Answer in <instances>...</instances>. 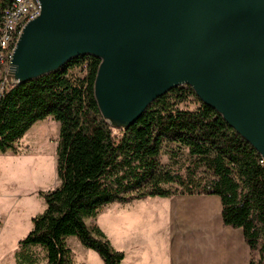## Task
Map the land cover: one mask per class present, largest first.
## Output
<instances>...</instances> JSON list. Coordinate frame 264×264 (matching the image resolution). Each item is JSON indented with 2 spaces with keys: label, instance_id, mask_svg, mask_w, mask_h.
I'll return each mask as SVG.
<instances>
[{
  "label": "trees",
  "instance_id": "obj_1",
  "mask_svg": "<svg viewBox=\"0 0 264 264\" xmlns=\"http://www.w3.org/2000/svg\"><path fill=\"white\" fill-rule=\"evenodd\" d=\"M12 0H0L2 10ZM98 60L78 57L62 69L26 85L6 84L0 95V153L37 122L59 124L57 176L60 186L39 195L44 211L18 242L17 264H73L67 240L76 237L104 264H120L103 232L86 221L112 203L149 197L217 196L225 227L241 229L249 264H264V164L211 108H179L188 87L170 90L147 107L126 131L110 128L93 96ZM80 70L82 77L72 75ZM184 148L189 159L173 169L159 161L163 143ZM40 250L42 258L35 255Z\"/></svg>",
  "mask_w": 264,
  "mask_h": 264
},
{
  "label": "water",
  "instance_id": "obj_2",
  "mask_svg": "<svg viewBox=\"0 0 264 264\" xmlns=\"http://www.w3.org/2000/svg\"><path fill=\"white\" fill-rule=\"evenodd\" d=\"M8 85L98 60L102 120L126 131L151 103L188 87L264 162V0H38Z\"/></svg>",
  "mask_w": 264,
  "mask_h": 264
},
{
  "label": "crops",
  "instance_id": "obj_3",
  "mask_svg": "<svg viewBox=\"0 0 264 264\" xmlns=\"http://www.w3.org/2000/svg\"><path fill=\"white\" fill-rule=\"evenodd\" d=\"M0 156L7 158L9 155L6 152ZM105 207L111 210L105 213L97 227L111 247L123 253L120 264L250 263L251 251L241 229L222 224L221 203L217 196L149 197ZM8 210L10 213L0 227V264H17L15 253L22 238L16 235L13 219L18 218L20 212L11 213L9 206ZM6 233L15 237L10 245L11 252L5 249ZM80 254L82 264H104L91 249L84 247Z\"/></svg>",
  "mask_w": 264,
  "mask_h": 264
},
{
  "label": "rangeland",
  "instance_id": "obj_4",
  "mask_svg": "<svg viewBox=\"0 0 264 264\" xmlns=\"http://www.w3.org/2000/svg\"><path fill=\"white\" fill-rule=\"evenodd\" d=\"M71 73L78 77L84 75L78 69ZM199 105L198 98L188 93L186 100L179 104V108L194 111ZM58 134V122L47 117L31 126L28 134L14 144L13 150L7 152L9 155L7 158L0 156V215L2 216L0 227L4 225L5 218L10 213L9 206L11 213L20 212L19 217L13 219V222H16L17 226L16 235L22 239L32 229L30 219L41 214L45 209L44 201L39 193L45 194L60 186L56 169ZM188 159V153L184 148L168 142L163 143L159 156L163 166L182 169ZM110 210L111 208H101L94 218L86 221L87 226L90 229L95 225L99 226L101 220L105 218V213ZM14 238V235L6 233L4 239L6 251H12L10 245ZM67 245L73 253V263L82 264L80 249H84V246L76 237L69 238ZM34 251L38 258H42L40 250ZM39 264L45 263L42 260Z\"/></svg>",
  "mask_w": 264,
  "mask_h": 264
},
{
  "label": "built area",
  "instance_id": "obj_5",
  "mask_svg": "<svg viewBox=\"0 0 264 264\" xmlns=\"http://www.w3.org/2000/svg\"><path fill=\"white\" fill-rule=\"evenodd\" d=\"M40 12L38 0H12L0 16V95L7 84L6 77L13 72L11 65L15 45L25 24ZM260 164H264L260 160Z\"/></svg>",
  "mask_w": 264,
  "mask_h": 264
}]
</instances>
